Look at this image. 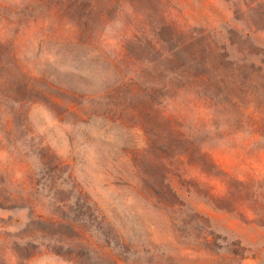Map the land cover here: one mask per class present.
Returning <instances> with one entry per match:
<instances>
[{
	"label": "rangeland",
	"instance_id": "374dc122",
	"mask_svg": "<svg viewBox=\"0 0 264 264\" xmlns=\"http://www.w3.org/2000/svg\"><path fill=\"white\" fill-rule=\"evenodd\" d=\"M138 11L164 24L175 55L123 98L117 57L132 35L121 22L99 49L53 20L26 22L16 41L0 23V264H264V0H144ZM201 33L259 69L227 90V114L198 90L217 53L202 41L175 50ZM128 49L143 65L157 58L135 39Z\"/></svg>",
	"mask_w": 264,
	"mask_h": 264
},
{
	"label": "trees",
	"instance_id": "16d2710c",
	"mask_svg": "<svg viewBox=\"0 0 264 264\" xmlns=\"http://www.w3.org/2000/svg\"><path fill=\"white\" fill-rule=\"evenodd\" d=\"M142 1L144 0H24L18 7L14 0H0V23L7 25V28L13 34L14 41H16L22 35L23 26L26 22H43L45 19L53 20L55 26L69 27V31H71L75 39L99 49L101 42H103L105 29L110 28L115 21L121 22L123 25V37L128 34L132 35L130 40L139 41V43L157 54V58L148 59L144 65L143 63H138L129 52L130 40H127V37L125 38L123 51L117 57L118 68L122 69V72H128L124 73V81L117 95L118 98H123L125 95L133 96L138 89L141 91V81L145 76L146 69L157 67L165 70V62L172 60L175 55V51L164 47L166 41L160 37V32L165 27L164 24L158 23V25H154L144 14L139 13L138 10ZM149 1L161 5L163 0ZM50 30H53V27ZM174 32L176 36L179 34L187 35L186 32H179L177 29ZM151 34L155 36L152 40H149L148 35ZM199 41L206 42V48L211 52L217 53V62L214 65L204 63V67L208 69L207 72L211 76L208 77L203 74L198 76L200 79L198 90L206 89L210 94L208 100L212 103V106L216 110L222 109L227 114V108H225L223 103L228 98L227 90L230 87L241 89L240 86L256 83L259 80V69L252 65L250 66L251 72L248 74V65L245 57H239L238 60H234L229 53H226V47L217 46L215 39L212 40L210 36H205L203 33L196 37L187 36V39L178 43L175 50H185L193 42L196 45ZM3 45L0 41L1 49L4 47ZM194 58L197 61L202 60L197 55H194ZM12 60V67H18L15 50L12 52ZM137 63L139 66H137ZM7 67L4 54L0 53V112L2 100L4 98L9 99L6 95L2 96L1 91L7 84V77L4 75ZM174 74L177 79L185 76L184 71L180 69H177ZM173 84V82H170L161 85L162 91L165 90L167 93H171L175 86ZM156 93H158V90L151 87L147 95L152 97ZM219 97L221 98L217 99ZM167 98L171 99L172 97L167 95ZM17 102L20 101L17 100Z\"/></svg>",
	"mask_w": 264,
	"mask_h": 264
}]
</instances>
